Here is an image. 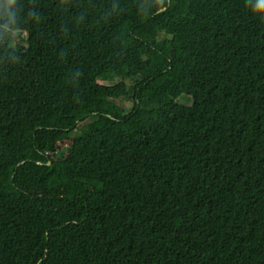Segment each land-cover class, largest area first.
<instances>
[{
	"label": "trees",
	"instance_id": "trees-1",
	"mask_svg": "<svg viewBox=\"0 0 264 264\" xmlns=\"http://www.w3.org/2000/svg\"><path fill=\"white\" fill-rule=\"evenodd\" d=\"M0 264H264V0H0Z\"/></svg>",
	"mask_w": 264,
	"mask_h": 264
},
{
	"label": "rangeland",
	"instance_id": "rangeland-1",
	"mask_svg": "<svg viewBox=\"0 0 264 264\" xmlns=\"http://www.w3.org/2000/svg\"><path fill=\"white\" fill-rule=\"evenodd\" d=\"M119 79H121V77L116 76L114 77L112 80L109 81H103V83L106 84H114L116 82L119 81ZM121 107H123L125 110H128L131 108L132 106V102L130 99H116L115 100ZM177 103H181V104H185V105H189L191 104V98L188 95L185 94H181L180 96H178V98L176 99ZM91 119V118H90Z\"/></svg>",
	"mask_w": 264,
	"mask_h": 264
},
{
	"label": "water",
	"instance_id": "water-1",
	"mask_svg": "<svg viewBox=\"0 0 264 264\" xmlns=\"http://www.w3.org/2000/svg\"><path fill=\"white\" fill-rule=\"evenodd\" d=\"M163 9H165V8H163ZM47 164H49V162H47Z\"/></svg>",
	"mask_w": 264,
	"mask_h": 264
}]
</instances>
